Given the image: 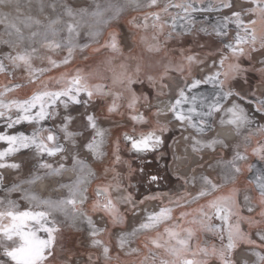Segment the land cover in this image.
<instances>
[{
    "label": "snow or ice",
    "instance_id": "snow-or-ice-1",
    "mask_svg": "<svg viewBox=\"0 0 264 264\" xmlns=\"http://www.w3.org/2000/svg\"><path fill=\"white\" fill-rule=\"evenodd\" d=\"M130 2L140 6V0H130ZM240 2L247 6L233 10L236 7L233 0H166L162 6L160 0H146L143 7L158 10L143 13L142 23H137L136 17L130 21L132 27L139 30L147 29L151 20V28L155 34L153 39L163 35L166 27H170L164 38L171 39L178 26L186 32L195 30L194 13H222L225 9L229 10V14L217 16L214 22H210L211 33L219 40V45L215 52L208 55L218 56V59L213 60L212 70L202 78H193L190 83L186 77L191 74L192 64L203 65V60L181 53L180 60L176 61L170 59L165 52L158 65L148 64L141 57L136 60L133 69L127 61L135 58L131 55L128 57L120 55L118 34L114 31L109 33L103 45L111 50L105 57V73L111 72V75L77 68L61 72L57 76H45L51 69L70 63L73 49L78 47L75 37L79 36L80 21L86 22L87 18H92L97 25L106 24L119 14L121 7L113 5L110 0H106L104 4L93 0L91 5L85 7L63 2V14L75 23L66 24L67 35L62 41L56 39L64 30L56 27L61 24L59 16L49 22L43 33L31 32L28 37L24 36L16 22L8 18V14L5 13L0 17V24H4L5 33L9 37L13 35L16 37L14 41H0L9 49L0 51V74L12 76L16 69L23 67L28 75V82H38L32 94L24 99L11 98V94L22 87L21 84H13L9 80L7 85L0 87V126L4 129L0 131V143L4 145L0 150V170H20L22 167L20 163L8 161L22 150L30 151L33 159L37 161L29 169L27 178L20 179L17 176L10 186L2 188L9 195L20 192L21 198L29 201L30 205L34 204L35 207L20 210L17 201L0 198V264H53L61 231L56 214L67 217L69 208L74 222L81 221L87 225L91 245L101 250L106 262L111 258V239L105 241L100 237L105 232L111 237L110 227L122 226L125 221L117 206L119 199L114 200L111 196L113 189L119 190L122 187L116 166L127 164L129 179L134 178L138 171L149 185L160 180L158 173L146 171L150 167L148 163L133 168L131 163L122 160L121 157V143H123L124 149L142 162L146 161L148 156H152L155 161L156 154L165 143L164 133L168 131L167 126L161 124L158 119L151 118L159 115V109L151 112L149 107L148 112H151V116L148 112H140V108L150 105L149 98L143 93L138 94L133 87L144 82L142 76L152 87H155L157 80L160 81L161 90L156 93L158 98L166 95L163 89L168 87L165 80L170 71L185 77V84L178 88L169 110L175 121L194 132L193 151L202 148L215 151L217 146L232 150V146L222 138L204 139L208 133L215 130L217 118L221 126H230L237 134L242 129H250L256 124L258 117L264 119V97L257 96L255 92L244 93L237 90L234 83L243 78L247 71L241 62L242 58L250 59L251 53L257 51L258 46L259 49H264V0H240ZM7 3L8 0H0V5ZM52 7L55 9V4ZM170 9L178 11L173 14ZM106 13L112 15L107 16ZM161 13L171 17L170 26L162 21ZM20 23L30 28L32 24L40 22L29 17ZM258 23L262 29L260 32H257L255 27ZM199 31L208 32L209 29L201 27ZM230 31L234 32V35L230 36ZM98 33L99 30L94 29L89 35L95 36ZM37 35L43 36L45 47L53 50L66 48L67 55L59 61L48 56L46 59L49 67H34L33 58L37 49L31 46V41ZM49 36L52 37L51 40ZM26 39L29 41L28 46L21 47ZM140 41L147 44L145 37H140ZM161 47L157 40L156 44L148 45V51L160 52ZM117 60L120 62L114 65L113 62ZM152 69H157L155 74H151ZM260 72L264 76V68L260 69ZM201 85H211V90L200 91ZM107 97H111L110 102L105 103L98 114L92 105L97 100H106ZM73 106L85 108V113L82 114L83 122L77 128L72 127L77 119L70 110ZM125 113L132 122L130 129L122 131L116 137L111 153V168L104 169L105 173L108 171L113 173V181L97 186L95 200L91 205L92 213H99L100 220H107V224L100 227L93 220V216L84 210L88 197L87 189L82 185L88 183L89 177L93 176L94 172L88 162L81 158L80 151L85 150L94 160L103 161L107 155L105 145L111 130L101 127L100 121L102 118L107 119L114 115L123 118ZM49 122L53 123L49 124ZM24 125L30 126L31 130L17 127ZM257 130L264 132V126H258ZM61 134H63V142ZM248 138L245 137L246 140ZM232 151L230 159L222 157L216 161V166L222 169L217 177L209 175L200 177L202 187L195 195L187 193L176 200H170L168 205L162 204L158 211L147 213L143 221L131 232L117 235L115 240L118 248L125 249L130 239L137 233L153 230L155 235L149 241L152 247L149 248V245L145 244L148 250L140 264H208L212 258L218 260L219 264H234L233 252L242 242L251 247V254L255 257L254 264H264V227H261L264 225V173L257 175L255 181L260 194L259 220L254 216L241 214V206L236 198L238 190L232 189L226 196L214 195L221 188L217 180L232 179L235 174L241 172L239 162L248 158L247 149L242 153L239 145H236ZM252 154L260 161H264V141L257 142ZM57 157L59 159H56ZM65 162H69L72 170L77 172L74 181L60 185L68 190L67 197L42 199L31 191V186L42 179L62 175L67 170ZM247 167L249 171L253 168L250 164ZM40 170H45L43 175L40 174ZM3 182L4 176L0 174V186ZM184 183L187 184L188 181L185 180ZM24 184L30 187L22 188ZM209 196L212 198L207 199L205 204L194 210L195 218L190 221L193 225H199V231L211 233L217 241L211 244L205 241L202 246L197 237V229L184 228L179 222L193 213L181 212L177 220L173 215L172 205L180 207L182 204ZM150 198L159 199L158 196ZM120 199L124 203H129L131 197L129 195ZM244 201L249 205L247 212L253 213L255 209L251 206L249 197L245 196ZM244 224H247L248 229H258L256 236L259 243L252 238L249 231L242 228ZM161 225H163L162 232L158 230ZM61 251H63L62 247ZM89 261L91 264V254ZM63 264H71V253Z\"/></svg>",
    "mask_w": 264,
    "mask_h": 264
},
{
    "label": "rangeland",
    "instance_id": "rangeland-1",
    "mask_svg": "<svg viewBox=\"0 0 264 264\" xmlns=\"http://www.w3.org/2000/svg\"><path fill=\"white\" fill-rule=\"evenodd\" d=\"M68 2L73 6L77 7H85L91 5L93 0H8V4L10 7L23 9L25 14L22 12L15 13L11 10L3 9L0 7V17L3 14H8V18L19 24L21 31L23 32L25 37H28L31 32L43 33L45 27L49 24L52 19H56L58 16L61 19V24L57 25V28L64 29L61 31L60 36L57 37V40H63L66 35V24L70 21V18L63 14L62 3ZM97 2L104 4L106 0H97ZM113 5H117L121 7V11L119 14L108 21L106 24H95V21L92 18H87V21H80V27L78 29L79 36L75 37V43L78 47L73 49V56L69 64L63 65L61 64L57 68L51 69L50 72L46 73L45 76H57L59 73L64 71H70L73 69H82L84 71H100L101 73L111 75V72L105 73V57H107L110 53V49L104 47L105 41L108 39V35L110 32H116L118 34V42L121 49L120 55L123 57H128L129 55L133 56L135 59L127 61L129 65L134 69L135 62L137 59L143 57V60L148 64H159L162 56H164L165 52L167 53L170 59L179 61L181 58V53L185 55H193L197 60H203L204 64L200 65L197 63H193L191 66V74L187 75L186 79L190 83L193 78H202L205 74H207L210 70H212L213 60L218 59V56H210L209 53L215 52L216 48L219 45V40L215 38V36L211 33L210 22H214L217 16L227 15L229 14V10L225 9L222 13H194L195 24L193 25L194 31L186 32L181 27H177L176 32L173 34L171 39H165L164 37L167 35L170 27H166L163 35L153 39L155 35L153 29L151 28V20H149V27L147 29H139L132 27L130 21L133 17H136L137 23H142V15L148 11H157L158 9H148L143 7V4L146 0H140V6L137 4L131 3L130 0H110ZM166 2V0H160L161 6ZM233 3L236 5L235 9L239 10L241 7H246L247 5L241 4L240 0H233ZM55 4V9H53L52 5ZM41 8L43 10L41 11ZM171 13H175L177 9H170ZM38 15V17H37ZM44 15V17L42 16ZM107 16H111L112 13H106ZM31 17L33 20L38 18L39 24H32V26L24 27L20 21L26 20ZM162 21L167 22L170 26L171 17L169 15L161 13ZM79 19V18H77ZM90 25L92 27H90ZM201 27H206L209 29L208 32L199 31ZM234 27V26H232ZM257 32H260L261 25L258 23L256 26ZM4 24H0V41L3 40H15V35L9 37L4 30ZM94 29H98L99 33L95 36L89 35L90 31ZM229 35H234V32L230 31ZM140 37L147 38V44L140 41ZM52 37L49 36V40ZM157 40L162 45L160 52H149L148 45H154L157 43ZM29 41L26 39L24 44L21 47H27ZM45 41L42 35H37L31 41V46L37 49V52L34 54L33 58V66L34 67H49L46 57L51 56L53 59L57 61L63 59L65 55H67L66 48L60 49H49L44 46ZM86 45V46H85ZM96 49H99L96 51ZM8 47L0 42V51H8ZM120 61H114L113 64H118ZM242 64L247 69L243 78L238 79L235 83V87L237 90H241L244 93L255 92L257 96L264 97V76L261 75L260 69L264 68V49H259L251 53V58H242ZM157 69H152L151 74H155ZM142 84L133 85L134 89L138 94L143 93L150 100V105H146L145 107L140 108V112H148V108H151V112H155L159 109L158 116H151V112L148 114L151 116L153 120H159L161 124L167 126L168 131L164 133L165 143L161 147L160 151L156 154L155 161L152 159V156H148V159H151L153 162L148 163L150 167L146 169L147 172L158 173L160 176V180L158 183H154L149 185L137 171L135 177L129 179L128 177V166L127 164H120L116 166V172L120 175V187L119 190L113 189L111 191V196L114 200L119 199L117 204L121 214L125 217L124 224L122 226H118L115 228H111L110 231L112 233L111 237L107 232L101 235V239L105 241H109L111 239V250H110V259L106 262L101 255V250L99 248H95L91 245V238L88 235L87 225L81 221H73L71 216V209L69 208V215L65 217L63 214H56V219L58 225L61 229L58 237V247L56 249V259L53 261V264H63L68 258L69 253H71V264H90L89 254L92 255L91 264H140L143 256L147 253L145 248V244L149 245L151 248V244L149 243L150 238L155 235V231H143L137 233L134 237L130 239V243L126 245L125 249L121 250L118 248L116 244L115 237L120 233H128L131 232L132 229L139 225L146 216L147 213L158 211L159 207L163 205H168L170 200H176L187 193H191L195 195L200 188L202 187V182L200 177L202 175H209L212 177H217L218 174L222 172L220 167L216 166V161L221 159H230L236 145H239V150L244 153L245 149H247V160L239 162L241 167V172L235 174L234 177L230 180H217V183L221 184V188L214 193V195H229L232 189L238 190L236 193V198L238 203L241 206V214L245 216H254L255 219L259 220V212H260V194L256 187V177L257 175L264 173V161H260L258 157L252 154V149L257 146L258 141H264V132L258 131V126H264V119L257 118L256 124L252 125L250 129H242L239 134L235 138L225 139V142L232 146V150H226L219 147L218 151L212 153V157L205 158V163H201V165L194 167V175H195V186H190L189 183L185 184L186 180L181 172L176 167L174 159L175 157V148L176 144L182 138H186V136L191 139V134L195 135L194 132L190 128H186L182 126L179 122L175 121L170 113V103L175 99L178 88L183 87L185 84V77L181 76L179 73L175 71H170L167 75L165 83H167L168 87L164 88L163 91L166 95L162 98H158L156 93L161 90L160 81L157 80L155 87L149 85L147 79L143 76ZM9 80L12 81L13 84H21L22 87L17 89L14 93L11 94V98H27L32 94V92L36 89L38 82L29 83L28 75L23 69V67L16 69L12 76L8 74H0V87L7 85ZM98 82V81H93ZM211 85H201L200 91H210ZM111 97H107L106 100L101 99L97 100L95 104L92 105V108L97 110L99 114L100 108L107 102H110ZM165 107V108H163ZM89 109V111L92 110ZM72 115L76 116L77 119L73 123L72 127L77 128L83 122V115L85 113V108L83 106H73L71 109ZM61 111H63L61 109ZM53 122H49L51 124ZM131 121L128 119L127 113H125L124 117L121 118L118 115H114L108 117L107 119H101L100 125L101 127L110 128V133L108 136V141L105 145V151L107 152L106 157L103 161H96L92 158L91 154L87 153L85 150L80 151V155L82 159H85L88 164L91 166L94 175L89 177L88 183L82 185L87 189L86 196L88 197L87 201L84 204V210L87 211L90 215L93 216V220L97 223L98 226L103 227L107 224V220H100L99 217L101 214L92 213L91 205L95 200V190L98 185L109 184L113 181V173L108 171L105 173V168H111L112 161V148L113 142L116 137L122 133V131L130 129ZM218 126V118L217 122L214 126ZM18 129H26L28 131L31 130L30 126H17ZM140 127V126H138ZM3 127L0 126V131H3ZM214 132V131H213ZM213 132L208 133L204 138H212L211 135ZM251 132V135H249ZM245 137H249L247 140ZM80 139V138H77ZM61 140L63 142V134H61ZM179 146V145H178ZM4 145L0 143V150H2ZM179 149V148H178ZM161 156L163 157L161 159ZM204 156V155H202ZM121 157L122 160L127 161L132 164L133 168H137V166H141L142 163H146V161H141L135 158L130 152L124 149L123 143H121ZM56 159H59L57 157ZM203 161V162H204ZM8 162L20 163L22 165L20 170H12V169H3L0 170V174L4 176L3 185L0 186V198H8L15 200L20 205V210H25L28 207H35L34 204H29V201L21 198L20 192H13L10 195L5 193L2 188L8 187L13 182L14 178L19 176L20 179H25L29 175V169L37 162L33 159L30 151L22 150L20 153L16 154L13 157L9 158ZM67 164V168H71V164L69 162H65ZM252 165L253 168L251 171L248 170V165ZM211 165V167H210ZM214 170L213 173H208V169ZM71 170L67 169L66 171ZM258 170H260L258 172ZM45 170H40V174L43 175ZM65 172V171H64ZM63 172V173H64ZM62 175L58 176H50L42 179L41 181L48 180L52 182V180L58 181L56 184L53 182V191L49 193H45L44 195L38 191L39 182L35 185L31 186V191L37 194L42 199H61L65 198L68 195V190L66 188L60 187L61 184H68L72 181H62ZM77 177V172L74 180ZM18 182V181H16ZM131 185V187H127V185ZM30 186L27 184L22 185V188H29ZM192 187V188H191ZM61 189L64 190V193H60ZM130 195L131 199L129 203H124L120 198H126ZM152 196H158L159 199H151ZM245 196H250L252 201L251 206L254 207L255 211L253 213H248L246 209V205H244L241 199ZM209 196L207 198H201L197 201L190 202L188 204H182L180 207H173V215L174 217L179 219L180 214L178 216L176 213L179 212H191V210L197 205V208L200 205L206 203L207 199H211ZM191 197H189V200ZM249 205H247L248 207ZM196 208V209H197ZM192 220L194 217H191ZM190 219L186 218L183 221H179L184 228V225L188 227H194L193 224L190 223ZM261 227H264L262 225ZM242 228L245 231H249L252 238L257 240L258 238L254 237V233L258 231L257 228L248 229L247 224L242 225ZM159 231H163V225H161L158 229ZM198 234V230H197ZM207 235L203 234L200 237V242L203 246L204 242L207 241L209 244L217 242L215 237L211 239ZM195 244V239L193 241V245ZM61 247L63 251H61ZM132 249H136L137 251L132 252ZM252 249L245 243H241L233 252V261L234 264H254L255 257L251 254ZM239 254V256H238ZM242 254L248 255L247 257H243ZM99 257V259H97ZM208 264H219V261L215 258L209 260Z\"/></svg>",
    "mask_w": 264,
    "mask_h": 264
},
{
    "label": "flooded vegetation",
    "instance_id": "flooded-vegetation-1",
    "mask_svg": "<svg viewBox=\"0 0 264 264\" xmlns=\"http://www.w3.org/2000/svg\"><path fill=\"white\" fill-rule=\"evenodd\" d=\"M163 108H165V107H163ZM58 122V121H57ZM232 129V130H234L232 127H230V126H221L220 124H219V121H218V126L216 127V129L214 130V132H213V134L211 135V137H219V138H223V137H221V129H224V130H226V129ZM234 132H236L235 130H234ZM192 136H191V139H189L187 136H186V138H182L181 140H179L178 141V143L176 144V148H175V157H174V159H176V161H175V164H176V167H174L175 169H178L180 172H181V174H182V176L188 181V183L190 184V186H195L196 185V182H195V175H194V171H193V169H194V167H196V166H199V165H201V163L203 164V163H205V158H207V157H212V153H215V152H217L218 151V149H219V147L220 146H217L216 147V150L215 151H212V150H210V149H207V148H202L201 150H199V151H194V155L195 156H191V155H187L186 156V160L184 161V162H181V163H179L178 161H177V152H180L181 151V147L183 146V145H185V148H189L190 150H192V152H193V134H191ZM235 136L233 137V138H235L236 136H237V132L234 134ZM198 139L200 138V137H197ZM204 139H208V138H204ZM224 139V138H223ZM224 141H225V139H224ZM188 143V144H187ZM183 144V145H182ZM179 145V146H178ZM181 146V147H180ZM190 146V147H189ZM179 148V149H178ZM179 150V151H178ZM207 153L210 155H207ZM202 155H204V156H202ZM204 161V162H203ZM153 161L151 160V159H148L147 161H146V163H152ZM67 169H72V168H67ZM70 172V170H68V171H65L64 173H62V176H61V178H63L62 179V181L64 182V181H67V180H65V178H67L68 176H67V173H69ZM208 173H213L214 172V170H212V169H208V171H207ZM76 173V172H75ZM185 173V174H184ZM74 176H75V174L73 175V177L71 178V180L74 178ZM191 187V188H192ZM60 193H64V190L63 189H61V191H60ZM249 197V200H250V203L252 204V201H251V199H250V196H248ZM241 201H242V203L244 204V205H246V209H247V205H248V203H246L245 201H244V197L241 199ZM199 204V203H198ZM197 204V205H198ZM197 205L191 210V212L193 213V215H190V216H188L187 218H189L191 221H192V218L191 217H194L195 218V212H194V210L197 208ZM181 212H179V213H176V215L178 216V214H180ZM187 225H189V223L188 224H185L184 226L186 227V228H189ZM194 227L198 230V234H197V237H198V239L200 240V237H201V235H203V234H205V235H207L208 237H210L211 239H213L214 238V236L211 234V233H206V232H202V231H199V225H194ZM254 237H256V238H258L257 236H256V232L254 233ZM211 239H209V241H211ZM259 240V239H258ZM238 256H239V254H238ZM242 256L245 258V257H247L248 258V255H244V254H242Z\"/></svg>",
    "mask_w": 264,
    "mask_h": 264
},
{
    "label": "bare ground",
    "instance_id": "bare-ground-1",
    "mask_svg": "<svg viewBox=\"0 0 264 264\" xmlns=\"http://www.w3.org/2000/svg\"><path fill=\"white\" fill-rule=\"evenodd\" d=\"M0 7L1 8H3V9H9V10H11L12 12H15V13H18L19 14V12H22V13H24L25 14V12H24V10L23 9H19V8H17L16 10H15V8H12V7H10L9 6V4L7 3V4H4V5H0ZM26 15V14H25ZM43 17H44V15H42ZM37 17H38V15H37ZM36 17V20H38V18ZM17 26L19 27V24L17 23ZM236 132H234V130H232V129H226V130H224V129H221V137H223L224 139H230V138H233L235 135ZM222 138V139H223ZM188 144V143H187ZM183 145V144H182ZM181 147V146H180ZM190 147V146H189ZM181 151L180 152H177V161L179 162V163H181V162H184L185 160H186V156L187 155H191V156H195L194 154V151L192 152V150H190L189 148H185V145H183L181 148ZM179 151V150H178ZM194 153V154H193ZM75 174V176H76V173H75V171H73L72 169L70 170V172L69 173H67V178H65V180H67V181H74V178H75V176H74V178L71 180V178L73 177V175ZM185 174V173H184ZM72 176V177H71ZM63 179V178H62ZM53 182H55L56 184L58 183V181L56 182V180H52V182H50V181H48V180H45V181H40L39 182V185H38V191L41 193V194H45V193H49L50 191H53V186H55V185H53Z\"/></svg>",
    "mask_w": 264,
    "mask_h": 264
}]
</instances>
